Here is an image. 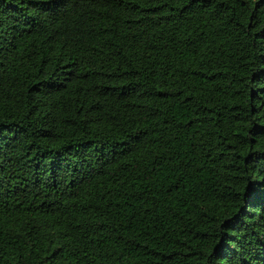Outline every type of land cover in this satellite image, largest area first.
<instances>
[{"label":"trees","instance_id":"16d2710c","mask_svg":"<svg viewBox=\"0 0 264 264\" xmlns=\"http://www.w3.org/2000/svg\"><path fill=\"white\" fill-rule=\"evenodd\" d=\"M0 264H264V0H0Z\"/></svg>","mask_w":264,"mask_h":264}]
</instances>
